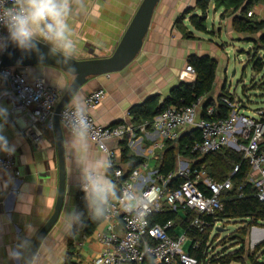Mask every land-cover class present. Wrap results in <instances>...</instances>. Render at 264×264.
<instances>
[{
	"label": "crops",
	"instance_id": "obj_1",
	"mask_svg": "<svg viewBox=\"0 0 264 264\" xmlns=\"http://www.w3.org/2000/svg\"><path fill=\"white\" fill-rule=\"evenodd\" d=\"M141 1L84 0L83 8L76 10L69 18L75 45L72 58H91V51L99 57L110 54ZM192 2L195 5L196 0H159L142 48L134 60L119 72L90 77L68 103L69 106L83 108L86 96L102 90L104 97L94 109L89 110L90 116L102 126H130L132 132L122 138L126 139V156L142 157L150 170L157 168L164 145L159 150H151L155 137L150 132L143 133L135 128L129 109L143 104L150 97H156L159 105L171 87L180 81L191 82L193 75L184 71L190 55L212 57L217 63L212 93L216 83L219 84V91L223 88L220 70L225 74L227 64L223 62L225 57L220 52V46L225 42L217 45L213 39L198 35L199 32L189 25L188 17L183 25L195 39L183 38L174 25L177 17ZM209 3L214 7L212 1ZM227 11H233V7H228ZM224 12L225 9L221 14ZM249 12H252L250 17L254 20H264V0H253ZM193 13L199 14L195 9ZM231 19L234 16L229 18V25ZM220 64H223L222 68ZM20 71L28 81L43 80L46 85L55 88L60 96L72 79L49 66L27 67ZM6 89L7 85L0 80V110L4 111V115L0 116V136L6 139L7 148L14 157L12 169L0 170V264H20L17 256L21 253L25 255L36 233L53 212L58 184L57 159L53 132L41 125L30 126L26 114H14L11 103L1 97ZM30 130L38 136L37 140L31 138ZM62 136L65 159L63 206L57 222L44 237L31 264H66L68 259L73 264H100V244L92 236L83 239L79 228L74 229V218L79 187L88 173L96 175L92 188H97L106 197V202L117 194L115 184L107 176L108 156L83 135H74L62 128ZM122 139L108 141L107 149L114 152L115 165L125 170L128 165L121 161ZM3 153L4 150L0 149V155ZM105 227L102 222L96 231H103ZM261 235V232L253 233L252 238L260 239ZM248 239L249 231L244 238V250L249 256L252 255L253 261L246 260L245 264H264V246L254 254L255 248L250 247L252 241L247 242ZM68 248L73 252L71 255H68ZM22 259L20 257V261Z\"/></svg>",
	"mask_w": 264,
	"mask_h": 264
},
{
	"label": "built area",
	"instance_id": "obj_2",
	"mask_svg": "<svg viewBox=\"0 0 264 264\" xmlns=\"http://www.w3.org/2000/svg\"><path fill=\"white\" fill-rule=\"evenodd\" d=\"M251 15L252 12L247 13L248 17ZM0 36H7V30L0 27ZM184 71L194 74L189 65ZM0 80H5L7 85L1 97L11 103L14 114H26L30 126L41 125L53 132L54 108L60 99L55 88L41 79L28 81L23 72L12 67H0ZM103 97L102 90L94 91L84 99L83 108L65 105L59 113L62 128L71 134L85 136L99 151L106 153L107 168L113 173L117 194L105 204L103 222L106 227L91 235L101 246L100 264H198L190 254L200 245L196 235L220 223H212L208 218L221 211L220 197L232 188L230 178L212 180L204 166L191 169L190 163L184 160H178L176 169L165 175L159 174L157 168L148 169L145 162L129 173L116 168L114 152L107 149L105 142L124 138L132 128L125 124L106 127L95 122L89 110L94 109ZM219 102L228 110L225 117L212 118V106L205 109L206 117H201L203 100L200 99L183 108L169 106L163 109L153 117L149 129L142 126L140 131L150 132L155 137L151 150H159L166 141L176 142L180 132L195 128L199 139L186 145L190 153L203 156L222 148L240 153L249 166L248 181L264 205V150L260 148L264 140V109L256 110L255 115L259 118L254 119L244 115L233 98L222 96ZM29 134L37 140L38 136L32 130ZM13 166L11 150H4L0 155V170L12 169ZM238 169L239 165H235L232 174ZM96 178L93 172L88 173L79 193H88ZM163 210L179 214L180 223L175 225L169 220L151 225V215ZM179 210L184 214L181 215ZM259 232L262 233L260 239L253 240L252 234ZM249 234L250 247L254 249L263 242L264 228L252 226ZM206 247L210 250L208 241Z\"/></svg>",
	"mask_w": 264,
	"mask_h": 264
},
{
	"label": "trees",
	"instance_id": "obj_3",
	"mask_svg": "<svg viewBox=\"0 0 264 264\" xmlns=\"http://www.w3.org/2000/svg\"><path fill=\"white\" fill-rule=\"evenodd\" d=\"M210 1L213 2L216 10L225 6L227 3V0H196L193 9L186 8L185 11L177 17L174 25L183 38H196L191 32L187 31L186 27L183 25V21L186 17H188L187 21L193 30L201 33L208 32L205 22L207 18V6ZM230 1L231 4L228 7L232 6L234 12L238 9L240 10L239 15L233 20L235 32L245 35L246 38L243 42L251 43L252 49H256L257 45L264 44V20L257 21L247 16V13L253 5V0ZM228 7L225 8V11H227ZM196 8L200 11L199 14L193 13ZM257 34V38L252 36ZM186 63L191 66L194 71L193 80L191 82L180 81L177 85L171 87L168 95L159 105L156 102V97H150L143 104L135 105L129 109V115L137 130L140 131L142 126H144L145 129H149V124L153 117L169 106L183 108L190 106L200 99L204 100L201 105V117H206L204 111L208 106L214 108L212 118L225 117L227 115L228 110L224 105L220 104L219 99L222 96H227L230 99H232V97L223 91L224 85L216 99L214 100L212 98V90L216 76V61L208 55H190L187 57ZM251 64L254 71L259 72L263 68L260 58L253 59ZM198 139V132L194 130L179 141H166L163 144L164 149L161 151L159 157L157 171L162 175L173 172L177 167L176 157L180 154L190 163L191 169H199L201 166H204L207 176L212 180L223 181L226 178H230L232 188L225 191L220 197V202L222 204L221 211L209 217L208 220L212 223L215 221H239L240 227L237 229V235L234 234L232 236V240H236L235 244L237 245V249L228 253H211L206 247L209 231L211 230L209 228L204 233L196 235L200 240V245L198 249L191 251L190 254L197 259L198 264H245L246 260L252 262V255L249 256L245 252L242 243L252 226L264 228V205L257 199L255 188L248 181L249 166L245 160H242L240 153L227 148H222L217 152L203 156L190 153L186 149V145ZM121 145V161L128 165L124 171L129 173L140 163L144 162V159L142 157L126 156L128 151L126 139H122ZM260 148L264 150V140ZM235 165H239V169L232 174ZM115 167L122 169L119 166ZM107 176H109L111 182L115 184L111 170H107ZM200 188L202 189L203 186L200 185ZM105 198L106 197L102 196L97 188H92L88 193H79L77 195L74 229L79 228L82 236H91L100 224H102L105 215ZM169 220L173 221L176 225L180 223L181 218L179 214L170 210L153 213L149 218L151 225L163 224ZM183 225L184 224H181V226ZM170 235H172V233H170ZM262 245L263 244H259L256 246L253 253L255 254L257 250L262 248ZM72 253L71 248H68V255ZM66 264H73V262H70L68 259Z\"/></svg>",
	"mask_w": 264,
	"mask_h": 264
},
{
	"label": "water",
	"instance_id": "obj_4",
	"mask_svg": "<svg viewBox=\"0 0 264 264\" xmlns=\"http://www.w3.org/2000/svg\"><path fill=\"white\" fill-rule=\"evenodd\" d=\"M159 0H142L130 19L128 26L122 34L119 42L113 51L99 57L91 51V58L75 59L71 58L72 67L59 63L57 57L48 55L49 47L41 44V52L45 54V59L41 61L36 53H25L9 44L5 51H2L0 58V67H12L15 69H23L33 66H49L60 70L61 72L71 76L72 79L64 90L58 103L54 108L53 115V134L55 137L56 159H57V194L53 208V212L40 230L33 238L27 252L17 256L20 264H31L38 252V249L44 237L50 232L57 222L63 206L65 192V159L63 148L62 127L59 123V113L61 109L68 105L73 95L90 77H96L115 73L123 70L140 52L143 40L147 34L154 9ZM6 84L5 80H2ZM196 130L189 128L182 132L177 141L181 140L189 132ZM220 227L216 228V232H222ZM20 257H23L20 261Z\"/></svg>",
	"mask_w": 264,
	"mask_h": 264
},
{
	"label": "rangeland",
	"instance_id": "obj_5",
	"mask_svg": "<svg viewBox=\"0 0 264 264\" xmlns=\"http://www.w3.org/2000/svg\"><path fill=\"white\" fill-rule=\"evenodd\" d=\"M224 7L214 10L212 4L207 6V18L206 27L207 33H197L203 37H209L214 40L217 45H221V42H225V45L220 46V52L225 57L223 62L227 64V70L225 74L220 70V84L224 82V92L228 93L233 99H235L244 115L258 119L259 116L255 115V111L264 109V44L257 45L256 49H252V44H246L243 42L246 38L243 34H238L234 30L233 20L239 15L240 10L226 11L221 17L220 14L225 8H227L231 1L227 0ZM188 8H194V2L188 6ZM200 12L197 8L195 9ZM231 16V24L228 20ZM220 18V21H219ZM263 32V31H262ZM257 38V35H252ZM255 58H260L263 64L261 71L257 72L252 69V61ZM223 64H220L222 68ZM224 80V81H223ZM220 93L219 84H215L213 97H217ZM186 130H183L184 132ZM180 132V134L182 133ZM108 141L105 142L107 147ZM176 161L183 160L184 157L180 154L177 155ZM107 202L112 201L110 197ZM179 213H184L179 210ZM216 227L223 229L222 232H216ZM240 227L239 221L220 222L209 231L208 245L210 251L213 254L228 253L237 249L236 240H232V236L236 234L237 229ZM237 235V234H236ZM248 239L247 242H249ZM264 246V241L262 242ZM243 248L246 247V243H242ZM187 247H185L186 249ZM264 252V251H263ZM262 253V252H261ZM241 264V263H240Z\"/></svg>",
	"mask_w": 264,
	"mask_h": 264
},
{
	"label": "clouds",
	"instance_id": "obj_6",
	"mask_svg": "<svg viewBox=\"0 0 264 264\" xmlns=\"http://www.w3.org/2000/svg\"><path fill=\"white\" fill-rule=\"evenodd\" d=\"M83 6L84 0H0V27L7 30V36H0V52L11 44L22 52L36 53L43 61L40 45L44 44L49 47L48 55L72 67L75 45L69 18ZM0 149L8 150L3 136Z\"/></svg>",
	"mask_w": 264,
	"mask_h": 264
}]
</instances>
